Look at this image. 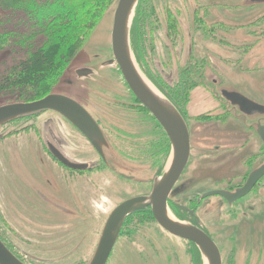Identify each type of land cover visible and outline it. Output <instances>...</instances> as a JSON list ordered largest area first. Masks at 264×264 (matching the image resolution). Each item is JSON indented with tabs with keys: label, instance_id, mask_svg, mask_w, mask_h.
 Masks as SVG:
<instances>
[{
	"label": "flooded vegetation",
	"instance_id": "1",
	"mask_svg": "<svg viewBox=\"0 0 264 264\" xmlns=\"http://www.w3.org/2000/svg\"><path fill=\"white\" fill-rule=\"evenodd\" d=\"M166 8H170L169 3L166 4ZM196 10L197 8L194 7L193 13ZM163 12L166 14L168 11L165 12L164 9ZM244 13L241 12V16ZM172 16L177 25L182 29L187 28V26H184L183 21L176 16L175 11H173ZM186 16L188 17V15ZM256 18V21H251V23L255 21L254 29L256 28V31L253 33V31L248 30L241 44L235 41L232 43L235 45V49H242L245 55L248 54L246 53L248 50L255 51L259 49L261 46L260 40L264 39V35L261 34L264 33V26L261 28L260 24L261 21H264V14L258 15ZM147 23H149L148 20L145 21L144 26ZM188 23V41L185 38H180L179 42L174 43L171 39L170 30L166 29V31L164 29L165 38L172 44L166 47L168 50L166 59H163L160 55L157 56L162 71L160 77L157 76L158 74L151 76L149 71L144 68L146 78L153 83L159 94L179 112L187 124L189 133V158L167 195V205L170 209L172 207V212L177 219L184 220L185 223L200 229L214 242L220 254L221 264H262V259H264V193H262L264 190V175L246 194L231 202L221 195L208 197H202V195L213 190L228 193L236 192L245 185L249 175L264 163V144L257 133L258 124L264 125V114L248 110L246 112L243 109L244 106L240 103L246 98L255 104L262 106L264 104L245 96L239 91L223 88V84H219L221 80L215 79L214 81L210 78L214 83L212 86L216 89L213 90L207 87L208 89H205L204 92L207 96H214L222 111L213 115L207 105V108L203 105L200 107L191 106V94L196 92L195 88L203 86V80L201 79L203 77L202 75L198 76L197 70L199 68H197V65L206 64L208 60L212 61V55H209L208 60L205 58V61H201L196 57L191 38L192 22ZM257 23L258 26H256ZM244 24L245 22L236 29L247 28L248 25ZM164 26H166L165 22L162 24V28ZM130 35L132 39L133 33H130ZM234 35L236 34L231 35L232 38ZM224 41L221 44L226 42ZM138 42L141 45L143 44L141 39ZM130 47L133 51L131 41ZM141 53L140 57H136L137 54L136 56L134 54V56L136 61L143 67L145 49H142ZM182 58H185V60L182 61ZM243 58L244 63H250L249 57ZM112 59L113 55L111 58L103 60L101 65L115 66L117 75H119L121 81H124L125 86L130 91L129 96L135 100L136 105L125 106L116 94L111 97V100L108 101L110 105L107 106L95 102V105L89 106L83 104L82 101H80V104L79 101L71 97L89 114L98 130V134L103 137L104 144H100V150L92 146L84 133L67 117L53 109L36 110L31 114L20 116L0 125V129L16 125V129L11 128V130L14 129L13 131L5 129L0 132V143L3 141L1 147L4 149L12 169L0 175V193L6 199L10 209L16 212L15 220L29 226L31 235L33 229L36 233L35 236L41 237L35 240V248H42L45 251L49 249L50 254L48 256L62 258L59 262L53 261L54 258H48L46 262L50 261L49 264L75 263L77 258L84 255V248L91 242L90 236L82 233V227L87 218V206H89L86 203L91 206L95 205V207L98 204L92 203L85 192V190L90 189L85 185V173L102 176L111 174L115 180L118 177L123 181L146 187L144 191L125 197L119 202L121 203L133 196L149 194L151 190L149 191L147 185L151 187L153 180L146 177L148 171L153 172V178H160L165 173L166 162L171 154V145L165 130L152 113L131 92L118 65L115 62L107 65ZM258 60L254 64L258 63ZM220 61H222L220 63L222 66L226 65V62L236 66L227 58ZM213 62L214 65L217 64V67L222 68L214 58ZM244 63L240 62L238 64V70ZM162 66L166 67L163 68ZM82 67H86V70H82L81 76L76 73V69L81 67L75 68L73 73L77 78L76 80L85 81L86 88L93 90L92 84L100 87L102 85L107 86L105 84L107 79L98 70L99 67L93 65ZM85 71L87 74H85ZM171 71L172 74L169 73ZM239 75L246 77L244 72H239ZM182 80L183 86L188 90L187 100L183 104L175 97L179 94H172V92H179ZM228 94L230 96H227ZM64 96L70 98L68 95ZM189 108L201 109L198 115L192 116L194 120L195 118L201 120L211 116L221 124L222 121H225V123L215 125L209 130H203L202 126L206 125L207 122H195L198 124L193 128L192 124L189 123ZM229 117L240 122L236 126L238 128H229V121H227ZM233 123L236 122L233 121ZM249 132L251 134H248ZM82 139L86 141L90 150L82 143ZM253 146H257V149H261V151H258L257 154ZM88 151L93 152L92 156L88 154ZM195 151L198 153H194ZM206 151L211 153L212 156L203 161L198 159L194 163L192 171L186 172L187 167L190 165L191 156L195 154L193 156L199 157L201 152L208 154ZM68 163L75 166L85 164L86 167L76 166L74 168L70 167ZM219 166H223L225 169L222 170L223 168ZM216 167H219L221 171L212 174ZM202 182L212 183L213 185H211V188L199 190L198 184ZM99 190H103V188L98 187V193H100ZM211 197L219 198L218 208L224 210L223 217L216 221L220 231H214L210 220L207 219L208 215H212L214 211L213 203L207 202V199ZM102 198L101 194L100 197L97 195V200ZM131 214L124 219L108 259ZM44 231L56 232L45 233ZM58 231H61V233L70 231V233L60 234L57 233ZM220 232L225 235L224 241L233 243L229 244V249H224V245H221L222 249L220 248L219 237L217 236V233ZM57 234L65 236V238L59 243L46 240L48 237ZM3 237H5L4 234ZM188 242L190 246L188 264H197L198 255L200 258L201 253L195 243ZM39 250L37 249V251ZM226 250L229 253L225 255ZM118 255L124 258L127 256L129 264H161L159 260L148 256L149 253L146 251L135 252L125 249L119 251ZM108 259L105 264L108 263ZM175 264H180L176 258Z\"/></svg>",
	"mask_w": 264,
	"mask_h": 264
},
{
	"label": "rangeland",
	"instance_id": "2",
	"mask_svg": "<svg viewBox=\"0 0 264 264\" xmlns=\"http://www.w3.org/2000/svg\"><path fill=\"white\" fill-rule=\"evenodd\" d=\"M151 1L153 5V8H151L152 16L150 18L148 17L147 19H145V21L148 20L149 23H147L146 26L143 27L139 25L138 29L140 32L138 31V29H136V31L133 32L132 39L131 35H129L130 41L133 45V51L132 49L131 51L134 61L139 71L144 75L145 78L146 75L144 74V71L146 69L149 71V74L151 76H153V74H158L157 76H159L162 73L160 69L161 66L158 62L159 58L157 56L160 55L163 57V59H166L168 56V50L166 47L167 45L169 46V44H172V42L168 41L165 38V30H170L171 39L172 41H174V43L179 42L180 38H185V40L188 41V22H192L191 38L196 51V57L201 59V61H205V58H207L208 60V57L211 54L212 61L208 60L206 64L197 65V68H199L197 70V74L198 76L202 75L203 78L201 79L203 81H201L203 82V86L195 88L196 92L194 94H191V106L200 107L201 105H203V107L207 108V105L211 111L210 113H212L213 115L222 111L221 107L219 106V103L217 102V100L214 99V96H207L204 92L205 89H208L207 87L212 88L213 90L216 89L212 86V84H214L212 83V80L215 81V79L221 80L219 84L222 83L223 88L225 87L228 90L239 91L245 96H248L249 98L257 102L264 104V39L260 40L261 46L259 49L255 51L248 50L246 51V53H248L247 55L242 52V49H235V45L232 44L234 41L241 44L242 40L244 39L245 33L248 30L253 31V33L256 31V28L254 29V22L257 20L256 17L258 15L264 14V3H248V0ZM167 2L169 3L170 8H166V4H168ZM116 4L117 0H113L106 8V11L104 12L102 18L94 26L84 45L74 54L73 59L70 61L68 67L64 70L60 78L54 83V86L51 89V93L57 92L60 94L68 95L70 96V98L73 97L74 100L76 99V101H79L78 103L82 101L83 104L85 103L89 106L95 105L94 102L105 106L110 105L108 101H110L111 97L116 94L117 96H119L120 100L124 103L125 106L136 105L135 100L130 98V91L125 86L124 81H121L119 75H117L115 66L113 65L111 67H108L101 65V62L103 60L109 59L112 56L111 30L113 23V14ZM138 4L139 1L137 3L136 8L138 7ZM194 7H196L197 10L193 13ZM162 9H165V12L168 11V16L170 15L169 13H173V11H175L176 16L183 21L184 26H187V28L182 29L179 25H177L174 17L172 16V19L171 15V24L168 28L166 23V14H164ZM241 12H245L244 15L241 16ZM186 15H188V17ZM134 19L135 12L131 22V29ZM253 20L255 21L251 23V21ZM164 22L166 26L162 28V24H164ZM243 22L248 25L247 28H241L239 30L236 29V27L238 26L241 27ZM260 24L261 28H263L264 21H261ZM256 26H258V23L256 24ZM258 32L260 31L258 30ZM233 34L236 35H234L232 38L231 35ZM261 34L264 35V33ZM229 37H231L232 39ZM140 39L143 40L142 45L140 44V42H138ZM223 40H225L226 42L224 41L225 43L221 44ZM151 42L153 43L151 44ZM184 46H186V44H184ZM142 49H145V54H143V67L140 63L136 61L135 58L136 54V57H140V54H142ZM4 57L9 58L7 51L0 53V62ZM243 57H249L250 63H244ZM146 58L147 62L145 64ZM213 58L215 59L216 63L219 64L220 67L222 66L220 65V63L222 62L220 60L224 58L229 59L230 61L235 63L236 66H232L229 62H226V65H223L220 69L216 66L217 64L214 65ZM257 59H259L258 63L254 64L255 62H257ZM183 60H185V58H182V61ZM240 62L244 64L238 70V64ZM91 65L99 67L98 70H100L102 75H104L107 79V83L103 81L105 84H107L106 87L103 85L102 87H100L98 85L92 84L91 86L93 90H91L85 87V81L76 80L77 78L73 73L74 69L77 67ZM162 67L165 68L166 66ZM239 72H244L246 77L240 76ZM169 73L172 74V71ZM210 78H212V80H210ZM148 81L153 85L150 80ZM153 87L156 89L154 85ZM101 95L103 96L102 98ZM15 101L17 102L18 100H12L11 98H9L8 95L0 93V105ZM200 111V108H189V123L192 124L193 128H195L198 124L195 122H207V124L209 125H203V130H209L211 127L221 124V122H218L215 118L211 116L201 120L199 118H195L194 120L192 116L198 115ZM227 121H229V128H238L236 126H238L240 123L239 121L234 120L232 117H229ZM233 121L239 123L236 124L233 123ZM222 122L223 123L221 125L225 123V121ZM15 127L16 125L9 126V128L7 126L3 129L1 128L0 132H2V130L4 131L5 129H16ZM248 134H251V132H249ZM78 137L81 138L80 136ZM82 141V143H84L85 146L89 149V146L87 145L86 141L83 139ZM2 143L3 141L0 143V175L4 174L5 172H9V170H12L9 165L10 161H8V157L4 149L1 147ZM253 149H255L257 154L258 151H261V149H257V146H253ZM206 152L208 154H204V152H201L199 154L200 158L198 156H193L195 155L193 154L189 162L190 165L189 167H187L186 172L192 171L194 163L198 159L203 161L212 156L211 153H209L208 151ZM92 153V151H88V154L90 156H92ZM194 153L198 152L195 151ZM168 164L169 158L166 162V168L168 167ZM219 167L223 168L222 170L225 169L223 166ZM219 167H216L212 174H216L217 172L221 171ZM84 175L85 185L90 188L89 190H85V192L90 197L92 203L98 204V206L96 205L95 207V205L91 206L89 203H86L89 206H87V218L85 224L82 227V233L90 236L91 242L84 248V255H82V257L77 258L75 263L72 264H87L89 262L98 243V239L101 235V231L103 229L105 221L109 213L115 207V205L125 197L137 194L138 192L144 191L146 189V187L137 186L135 183L123 181L118 177L115 180L111 174H109L110 176L106 174L102 176L94 173H85ZM153 176V172L149 170L148 175L146 177L149 180L154 181L155 177L153 178ZM211 185L213 184L207 182H202L198 184V186L200 187L199 190L211 188ZM98 187L103 188V190H99L100 193L97 192ZM151 187L147 185L149 191L151 190ZM262 193H264V190L262 191ZM100 194L103 196V198L97 200V195H99L100 197ZM218 200L219 198L216 197H211L207 199L208 203H213L212 205L214 211L212 215H208L207 219L210 220V223L212 224V229L214 231H220L219 227L217 226L218 223H216V221L217 219L223 217L222 213L224 211L222 208H218ZM148 209L150 208L147 207L142 210L134 211L129 216V220L123 227L121 234L116 242V245L112 251V254L108 259L107 264H129L127 256L124 258L123 256L118 255L119 251H123L125 249L132 250L135 252L146 251L149 253L148 256L154 258L155 260H159L161 264H175V258L176 260H179L180 264H188V252L190 250L189 242L185 239L173 236L164 229H162V227H160L158 223L154 220L153 216L151 217ZM168 209L172 214L173 218L177 219L172 212V207L171 209L168 207ZM15 215L16 212L10 209L9 205H7L6 199H4L2 197V193H0V240L8 248V250L13 253L14 256H16L24 264H49L51 263L50 261L46 262L48 258H54L55 260L53 261L55 262L61 261L62 258L48 256V254H50L49 249L45 251L42 248H35V240H38V238L41 237H36V233L33 229L31 235L30 227L23 225L17 220H15ZM177 220H179L180 222H184V220ZM44 232L52 233L56 231ZM57 233L65 234L70 233V231H63L62 233L61 231H58ZM3 234L5 237H3ZM60 234L50 236L46 240L48 242L59 243L65 238V236H62ZM217 236L219 237L218 243L220 244V246L224 245V249H229V244H233L232 242L224 241L225 235L223 234V232L217 233ZM220 248L222 249V246ZM37 249L40 250L37 251ZM224 253L226 255V253L228 254L229 251L226 250V252ZM197 264L207 263L205 259H203L201 256L199 258L198 255ZM262 264H264V259H262Z\"/></svg>",
	"mask_w": 264,
	"mask_h": 264
},
{
	"label": "water",
	"instance_id": "3",
	"mask_svg": "<svg viewBox=\"0 0 264 264\" xmlns=\"http://www.w3.org/2000/svg\"><path fill=\"white\" fill-rule=\"evenodd\" d=\"M138 1L117 0L111 30L113 59L107 65L114 62L118 65L131 92L163 127L170 141L171 154L165 173L160 178L154 179L149 194L128 198L112 209L105 221L96 249L87 264H105L126 216L147 207L150 208L154 220L162 229L173 236L195 243L207 264H221L220 254L214 242L195 226L174 219L168 209L167 195L189 158V133L187 124L179 112L162 95L159 94L160 98L152 93L148 85L143 81L142 73L134 61L129 35ZM248 3H264V0H248ZM85 68H77V75L81 76V72ZM85 74H87L86 71ZM227 96L230 95L228 94ZM240 104L244 106L243 109L246 112L248 110L264 114V106L255 104L246 98ZM44 108L62 113L84 133L92 146L100 150V144H104V139L98 134V130L89 114L76 101L61 94L50 93L40 99L29 102H9L0 105V125ZM257 133L264 144V125L258 124ZM68 165L74 168L76 166L80 168L86 167L85 164L75 166L68 163ZM263 175L264 163L249 175L245 185L241 189L236 190V192L228 193L213 190L204 193L202 197L221 195L231 202L246 194ZM0 264L24 263L16 258L0 240Z\"/></svg>",
	"mask_w": 264,
	"mask_h": 264
},
{
	"label": "trees",
	"instance_id": "4",
	"mask_svg": "<svg viewBox=\"0 0 264 264\" xmlns=\"http://www.w3.org/2000/svg\"><path fill=\"white\" fill-rule=\"evenodd\" d=\"M112 1L0 0V53L9 55L0 62V93L17 102L50 94ZM151 8V0H139L131 33L144 26ZM170 15L166 13L167 26ZM187 93L183 80L179 92H172L181 104Z\"/></svg>",
	"mask_w": 264,
	"mask_h": 264
},
{
	"label": "bare ground",
	"instance_id": "5",
	"mask_svg": "<svg viewBox=\"0 0 264 264\" xmlns=\"http://www.w3.org/2000/svg\"><path fill=\"white\" fill-rule=\"evenodd\" d=\"M141 76H142L143 81L148 85L149 89L152 91V93H154L155 95L161 98L158 91L153 87V85L142 74Z\"/></svg>",
	"mask_w": 264,
	"mask_h": 264
}]
</instances>
